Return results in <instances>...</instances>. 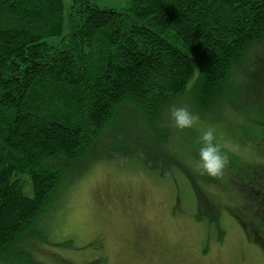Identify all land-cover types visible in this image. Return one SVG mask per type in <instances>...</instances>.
Masks as SVG:
<instances>
[{
	"label": "trees",
	"instance_id": "trees-1",
	"mask_svg": "<svg viewBox=\"0 0 264 264\" xmlns=\"http://www.w3.org/2000/svg\"><path fill=\"white\" fill-rule=\"evenodd\" d=\"M252 63L264 79V0H72L67 31L63 0H0V258L29 264L80 178L100 164L130 167L136 131L161 138L164 165L188 170L178 205L188 189L204 195L264 250V97L241 94ZM186 99L200 123L242 102L241 132L228 124L221 137L251 147L253 160L218 138L223 174L196 171L199 130H176L169 112ZM127 115L137 118L124 126Z\"/></svg>",
	"mask_w": 264,
	"mask_h": 264
},
{
	"label": "rangeland",
	"instance_id": "rangeland-1",
	"mask_svg": "<svg viewBox=\"0 0 264 264\" xmlns=\"http://www.w3.org/2000/svg\"><path fill=\"white\" fill-rule=\"evenodd\" d=\"M63 1L67 31L72 0ZM91 1L103 9L130 4V0ZM59 41L48 40L52 46ZM248 71L242 102L264 97L263 77L253 72V63ZM239 87L240 83L232 89ZM186 100L183 104L191 107L192 100ZM242 102L233 103L228 113L207 115L200 126H214L226 151L252 161L251 147L221 137L228 124L241 132L243 117L249 114ZM130 117L137 118L127 115L120 123ZM132 142L137 154L127 153L130 167L115 162L97 165L71 188L61 209L51 215L48 236H38L29 264H264V250L248 242L225 207L214 209L204 195L195 197L189 189L178 205L177 186L189 187V172L180 161L164 165L161 138L156 142L136 131ZM195 144L191 137L190 147ZM193 180L199 184L198 178ZM0 264L21 263L5 257Z\"/></svg>",
	"mask_w": 264,
	"mask_h": 264
},
{
	"label": "clouds",
	"instance_id": "clouds-1",
	"mask_svg": "<svg viewBox=\"0 0 264 264\" xmlns=\"http://www.w3.org/2000/svg\"><path fill=\"white\" fill-rule=\"evenodd\" d=\"M172 127L176 130L198 129L201 145L198 158L194 161L195 169L202 175L219 177L228 165V157L222 152L214 126H200V118L185 106H171L169 109ZM167 126V125H166Z\"/></svg>",
	"mask_w": 264,
	"mask_h": 264
}]
</instances>
